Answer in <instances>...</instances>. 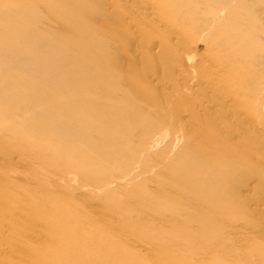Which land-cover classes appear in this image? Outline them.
Wrapping results in <instances>:
<instances>
[{
	"label": "rangeland",
	"instance_id": "obj_1",
	"mask_svg": "<svg viewBox=\"0 0 264 264\" xmlns=\"http://www.w3.org/2000/svg\"><path fill=\"white\" fill-rule=\"evenodd\" d=\"M168 3L171 5L166 10L177 7L175 13L170 14L172 17L163 14V6ZM83 7L88 21L102 29L99 35L106 42L110 64L116 69L115 78L106 82L115 86L116 81L119 92L131 104L138 103V95L143 90L144 94L150 95L148 102L159 101L161 104L147 108L152 114L149 118L138 113L136 106H127V116L113 114L111 123L116 124L108 129V134L102 125L103 119L106 122L108 117L99 115V122L85 120L76 130L82 136L81 142L71 127L70 117L62 115L63 110L44 116L35 112L30 116L47 128L42 136L48 146L52 145L55 160L59 161L52 169L41 158L30 159L32 155L24 154L13 140L0 138V171L5 172L4 175L0 172L2 187L8 188L12 181L37 198L36 207L41 212H49L36 217L37 222L29 221L30 206L20 200L23 232L17 228L19 235L28 238L30 233L38 232L37 227L43 222L41 218L51 215L57 232L55 236L59 241L61 237L68 240L64 233L58 236L60 227L66 218L71 220L79 216L84 219L85 226L106 228L111 236H119L129 246L123 247L120 240V246L128 253H145L142 263L168 264L166 251L155 252L161 240L159 226L168 223L173 225L168 237L174 240L187 264H191V260L192 264H259L258 246L264 251V39L258 37V33L254 34L251 23L248 27L235 23L234 16L243 18V22L248 16L251 19L257 17V28H253L259 30L264 25V0H86ZM38 16L43 25L44 13ZM253 42L258 51L248 59L244 55L255 49L249 48V43ZM35 48L44 50L42 45H35ZM193 51L196 52L198 78L195 85L188 88L189 92L187 83L191 69L184 58ZM255 55L260 58L255 59ZM6 61L16 63L14 59ZM131 64L135 65L132 67L135 73L127 81L130 86L123 90L120 85L125 82L119 72H125ZM233 72L240 82L231 83L229 78ZM64 104L59 102L56 106L62 109ZM100 104L105 109V102ZM166 106L171 132L160 134V145L145 152L140 146L143 135L154 125L155 111L159 113L161 107ZM183 110L200 112V121L214 124L216 139L233 146L231 167L222 177L219 188L227 196L231 193L236 196L237 212L233 213L225 204L210 205L205 186L201 185L202 191L197 192L196 201L193 194L184 196L192 217L183 213L162 217V190L174 185L171 179L184 180L185 174L197 170L190 156L214 155V148L205 141H195L201 142L196 155L188 144L192 137L173 134L174 128L180 131L182 128L186 131L194 129L190 119L186 120L187 126L183 125L180 116ZM100 136L103 137L97 139ZM114 136L121 155L109 165H103L95 154L111 153L109 143L114 140L109 137ZM32 160L37 165H31ZM93 161L98 163L92 164ZM216 163L221 168V164ZM70 174H74L76 180L73 181ZM183 193L188 194V188H184ZM18 194H11L13 200L19 198ZM164 195L168 196V193ZM107 231L105 233L109 234ZM194 236L204 238L202 245H198ZM3 251L12 254L10 247H3ZM130 255L127 256L132 258Z\"/></svg>",
	"mask_w": 264,
	"mask_h": 264
},
{
	"label": "bare ground",
	"instance_id": "obj_2",
	"mask_svg": "<svg viewBox=\"0 0 264 264\" xmlns=\"http://www.w3.org/2000/svg\"><path fill=\"white\" fill-rule=\"evenodd\" d=\"M85 1L42 0L40 2L39 0H0V138L13 140L15 146L24 151V154L32 155L30 159L41 158L50 169L55 167L59 161L55 160L52 145L48 146L42 136L43 130L47 128L44 124H39L38 121L30 116L35 112L41 113L44 116L50 113L58 114L63 110L62 115L70 117L71 127L78 137H80L79 142H81L82 136L76 130L79 129L81 123L85 120L95 119L96 122H99L97 120L99 115L108 117L106 122L104 119L102 122L108 134V129L116 124V122L111 123L113 114L118 115V113H122L127 116L126 111L129 110L127 106H136L134 108L138 113H144L149 118L152 117V114L148 112L147 108L161 104L159 101L148 102L150 95L148 93L144 94L145 90L139 93L138 103L131 104L129 100L122 96V92H119L116 87V81L115 86L111 82H106L109 78H115L116 69L110 64L111 61L106 50V42L99 35L102 29L97 28L92 22H89L85 16L86 13L84 12L86 8L83 7ZM170 5L168 3L163 6V11H165L163 14H169V17H172L170 14H174L177 7L174 6L173 10H166ZM19 6L21 7L20 9L18 8ZM42 12L45 19L44 26L40 24L41 20L40 16H38ZM237 17L236 15L234 16L235 23H243L247 27L251 23V28L255 30L254 34L258 33V37L264 39V25L259 30L255 29L257 28L255 25H258L256 23L257 17L251 19L248 16L244 19V22L243 18ZM238 24L236 25L238 26ZM73 40H75L74 46L72 45ZM254 43H249V48L250 50L255 49L244 55L248 59L258 51L256 48L258 46H255ZM35 45H42L44 50L38 51ZM199 46L201 47L202 44ZM191 50H194V48ZM195 51L185 54L184 58L188 68L190 67L191 69V73L188 70L191 78L189 83H187V90L195 85L198 78V75L196 76L198 65L195 63V57L196 52L199 50ZM254 58L258 59L260 57L255 55ZM8 59H14L16 63L9 64L11 61L7 63L6 60ZM19 60L24 61V63L21 61L18 63ZM132 64L130 68L125 70L126 73L119 72L125 82L124 85H120L123 90L130 86V83L127 81L132 79V74L135 73V68H132L135 65ZM187 66L185 65V67ZM229 79L231 83L240 82L241 80L234 72ZM243 84L244 82L239 85ZM196 89L198 88L196 87ZM101 101L105 102V109L101 107ZM59 102L65 103L62 109L56 106ZM165 109H167V106L166 108L161 107L160 111H158L159 113L155 111L157 115L155 123L150 127L149 131L145 132L141 140L142 142L140 141V146L145 152L157 148L160 145V134L170 131V124L166 119ZM198 114L188 111L181 113L183 125L186 124L187 126L186 120L190 119L193 122L191 126L193 125L192 128L194 129L189 130L186 127L187 131L183 130L184 128L180 131L174 128L173 134L179 137H192L193 140H189L188 144L194 148L196 155L200 143L205 141L209 147L214 148V155L213 153L202 154L203 157L199 155L197 156L198 158L190 156L197 170L190 175L185 174L186 178L184 180L171 179L174 185L162 190L163 200L161 201L163 206H160L161 210H164L162 211V217L164 215L171 216V214L182 213L186 217H192L189 214L188 203L184 196L188 197L189 194H193V199L196 201L198 199L196 197L197 192L202 191L199 188L201 185L205 186L204 189L207 192L210 205L214 207L225 204L233 213L237 212L235 210V207L237 208L236 196L233 193L227 196L226 192L223 194V190L219 188L223 182L222 177L227 174V171L231 167L230 160L233 156V146L229 145V142L226 144V142L224 143L216 139L214 124L209 121V123H205L204 120L200 121L202 117ZM102 137L100 136L97 139L100 140ZM115 137H109L114 140L113 143H109L110 148L108 151H111V153L95 154V158L103 165H109L111 160L116 158L117 155H121L120 150L116 148L119 146V142ZM175 138L178 139L177 137ZM74 139L76 140V138ZM198 139H200V143L195 142ZM179 141L180 139H178ZM41 142H44V144ZM209 147L207 149H210ZM10 154L12 155V153ZM10 154L9 156H11ZM216 161L221 164V168L217 165ZM32 162L34 161L30 162L31 165L34 164ZM93 163L98 162L93 161ZM9 170L11 171L12 168H9ZM2 174L4 175L5 172ZM23 176L21 175V177ZM70 178L74 181L75 175L70 174ZM5 180H7V177ZM1 183L0 264H144L142 262L145 260L142 259V256L145 253L142 254L139 251H136L137 253L133 251L128 253L125 248H129V246L122 242L119 236H111L109 230L106 228L101 230L98 227L93 228L91 225L85 226L84 222H82L84 219L79 216L71 220L66 218V222L62 223L60 227L58 236L60 233H64L69 238L68 240L61 237L59 241V237L55 236L57 232L52 224L51 215L41 218L43 222L37 227V234L30 233L28 238L19 235L17 228L23 232L21 225L23 224V218L21 217V211H19L20 200L27 202L30 206L31 212L27 213L30 215L29 221L37 222L36 217L43 216L49 212H41L36 207L37 198L21 190L14 183L12 184V181L9 184L7 182L8 188H6L7 186L3 188ZM168 183H170V178ZM184 188H188L189 190V193L186 195L183 193ZM16 192L19 193V196H17L19 198L13 200L11 194L14 195ZM165 193H168V196H165ZM203 196L206 197V194H203ZM189 205L191 206L192 204ZM195 206L194 208H198ZM30 225L32 226L33 224L30 222ZM172 226L168 223H163L162 226H159L161 227V232L159 233L161 240L155 252L162 254L166 251L165 255L169 257L168 264H187L185 259L180 256V250L174 240L168 237L173 231L171 230ZM205 226L208 227L207 221H205ZM106 231L109 234H106ZM194 238L199 242L198 245H202L204 241L203 237L194 236ZM56 240L58 241L56 242L58 243L57 245L55 243ZM120 240L122 246L125 248L120 246ZM194 244H196L195 241ZM5 246L11 248L12 254H10L11 251L10 253L3 251V247ZM258 250L261 257L259 264H264V251L260 245L258 246ZM128 254H131L132 258L127 256Z\"/></svg>",
	"mask_w": 264,
	"mask_h": 264
}]
</instances>
